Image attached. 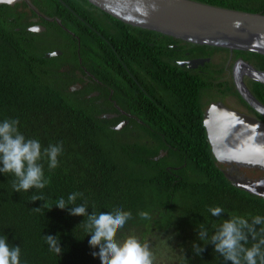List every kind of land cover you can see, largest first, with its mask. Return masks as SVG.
Segmentation results:
<instances>
[{
	"label": "trees",
	"instance_id": "1",
	"mask_svg": "<svg viewBox=\"0 0 264 264\" xmlns=\"http://www.w3.org/2000/svg\"><path fill=\"white\" fill-rule=\"evenodd\" d=\"M194 1L264 14V0ZM79 6V17H86L87 9ZM103 14L112 26L102 30H110L104 34L117 49L123 48L127 62H132L127 67L140 65L143 77L159 86L172 108L156 113L149 107L140 117L150 126L115 130L112 125L118 120H109L94 111L92 101L83 98L87 91L69 89L71 77L61 67L62 62L72 58L79 67L75 49L64 50L60 57H47L55 41L46 38V34L36 36L26 31L11 6L0 5V122L18 119L19 131L26 138L39 140L42 149L63 143L57 168L50 170L46 157L40 161L45 177L50 178L43 190L15 192V177L0 173V236L7 237L10 246L21 247V264H101L92 255L99 249L89 245L90 236L78 226L85 217L72 216L68 209L54 206L60 197L67 200L69 194L82 192L84 196L77 199V204L86 200L89 215L93 210L130 211L132 218L118 231L116 239L122 241L135 235L147 242L155 256L154 264H231L214 251V245L198 238V226L203 224L210 237L232 214L246 218L264 216V198L233 186L217 166L202 125L200 76L180 69L173 61L180 57L173 55L175 49L167 45L184 43L191 46L192 53L206 52L203 56L223 49L189 44ZM76 20L86 28L81 20ZM91 25L100 26L97 19ZM111 28L120 29L114 32ZM48 29H52V37L62 31L59 24ZM64 35L71 38L66 32ZM80 36L84 40L82 59L87 66L89 36ZM44 39L46 42L42 43ZM68 53L73 55L71 59ZM235 54L254 60L264 70V56ZM101 73L105 75L103 70ZM126 74L113 76L116 92L128 90L122 81ZM213 74L206 73L204 89L213 84ZM149 91L154 94V90ZM178 119L188 124L178 126ZM127 135L134 139H125ZM161 151L166 154L156 159ZM35 192L43 194L49 208L42 207L44 201H31ZM216 206L224 209L220 217H213L208 211ZM38 207L39 211L35 209ZM141 211L148 212L151 218L141 219ZM47 235L59 236L60 256L49 250L44 239ZM193 243L204 249L200 255L194 253Z\"/></svg>",
	"mask_w": 264,
	"mask_h": 264
},
{
	"label": "flooded vegetation",
	"instance_id": "2",
	"mask_svg": "<svg viewBox=\"0 0 264 264\" xmlns=\"http://www.w3.org/2000/svg\"><path fill=\"white\" fill-rule=\"evenodd\" d=\"M79 3L81 7L87 9L88 12L84 13L86 17H79L77 11ZM0 5L11 6L12 12L15 13L18 19L17 22L21 26L26 27V31L32 32L36 36L46 34L44 35L46 38L48 37L53 39L52 41H55V43L52 42L55 47L49 53L60 52V54L47 56L49 54L47 53V57H60L64 54V50L70 52V50L75 49L79 67L72 60L62 62L64 64L61 67V71L69 74L71 77L72 84L69 86V89L79 93L87 91L85 96L82 97L89 98L92 101L90 106L93 110L95 109L94 111L100 112V114L106 116L109 120H118L112 126H150L140 117L147 108L151 107L156 113L168 110L167 108H172L170 106V99L159 86L154 82H148L149 79L147 77H143L141 67L139 69L140 65L135 64L133 69L127 67V65H132V62H127L123 48L117 49L112 45L108 35L104 34L105 32L110 33V30H102V28L112 26L111 21L105 17L101 10L89 2L87 4L83 0H13L12 4ZM76 19L81 20L82 25L86 26V28L81 27ZM95 19L98 20L100 25L97 28L91 25V22L94 23ZM55 24H59L62 31L59 35L56 34L55 37H52V29L49 31L48 28L49 26L55 28ZM119 29L111 28L113 31ZM65 32L71 38L65 36ZM80 33H86L89 36L86 48L87 66L83 63L82 59V41L84 40H82L83 37L81 38ZM43 42H46V40ZM167 47L175 49L173 55L180 57L173 60L180 69L191 74L198 73L200 76L199 85H202L203 91L201 92L199 102L202 109L203 126H205V116L212 109V106H219L218 109L210 113L217 119L216 123L213 124L215 126H229V122L232 125L239 126L236 122L239 119L246 121V123L242 122V126H264V115L258 113L246 102L238 93L235 83L234 68L239 62L247 63L262 70L258 68L254 60H246L244 57H238L235 53L231 56L228 50H216L210 56H203L206 52L204 53L203 50H199L192 53L189 50L191 46H185L184 43L168 44ZM221 51L227 52L228 56L225 62L217 63L215 62L214 55ZM67 56L70 59L73 57L70 53ZM106 58L109 60H106ZM207 58H210V61H205L204 64H199L197 67L190 68L188 65L189 61ZM103 64L104 67H101ZM102 70L105 72V75L101 73ZM209 72H214L215 79L208 89H204L206 85V73ZM117 73L121 76L123 73L126 74L123 75L126 79H122V81L125 83V86L129 87L127 91L124 89L120 93L115 91L113 76L115 77ZM243 82L252 97L264 106V83L257 82L247 76L243 77ZM149 89L154 90V94H151ZM238 114H241L243 119H237ZM190 120L192 119H189V123ZM186 123L181 122L179 119L177 122L178 126H185ZM223 123L226 124L224 125ZM190 125L192 126L193 123ZM261 134L262 132L260 133V137L262 136ZM219 168L224 173L231 167L220 164ZM243 170L240 169L232 173L233 175L240 174ZM247 174L251 178L264 177V171L260 169L247 170Z\"/></svg>",
	"mask_w": 264,
	"mask_h": 264
},
{
	"label": "water",
	"instance_id": "3",
	"mask_svg": "<svg viewBox=\"0 0 264 264\" xmlns=\"http://www.w3.org/2000/svg\"><path fill=\"white\" fill-rule=\"evenodd\" d=\"M102 12L127 25L158 32L183 42L228 50L231 56L235 52H248L264 56V14L233 10L201 3L194 0H86ZM13 0H0V4H12ZM60 52L47 56L59 55ZM207 59L188 62L190 68L204 64ZM238 93L258 113L264 115V106L252 97L243 82L247 76L264 83V70L247 63L239 62L234 68ZM207 112L204 127L208 142L217 166L231 167L225 171L226 178L233 186L250 194L264 198V177L251 178L247 170L264 171V126H242L236 117L237 125L215 126L216 117ZM243 119V118H242ZM247 119V118H245ZM241 123V125H240ZM224 125L226 123H223ZM228 124V123H227ZM124 126H115L122 130ZM262 136L260 137V133ZM161 151L156 158L163 157ZM244 169L240 174L233 171Z\"/></svg>",
	"mask_w": 264,
	"mask_h": 264
},
{
	"label": "clouds",
	"instance_id": "4",
	"mask_svg": "<svg viewBox=\"0 0 264 264\" xmlns=\"http://www.w3.org/2000/svg\"><path fill=\"white\" fill-rule=\"evenodd\" d=\"M19 123L18 119H5L0 122V173L15 177L12 184L15 192H28L33 188L43 190L50 184V178L45 177L40 161L46 157L48 168H57L63 143L49 144L42 149L39 140L26 138L19 131ZM83 196L82 192H73L68 195L67 200L60 197L54 206L62 210L68 209L72 216L85 217L78 226H82L90 236L89 245L99 249L92 255L98 257L101 264H154L155 256L147 242H141L135 235H129L122 241L116 239L118 231L132 218L130 211L120 208L111 212L93 210L89 215L86 200L77 204V199ZM31 201H44L42 207L49 208L43 194L35 192ZM40 208L35 209L39 211ZM208 211L213 217H220L224 213V209L219 206L210 207ZM139 216L145 220L151 218L146 211H141ZM198 227V238L204 244L214 245V251L222 256L224 261H230L231 264H264V216L246 218L232 214L214 229L210 237L203 224ZM44 239L49 245V250L60 256L62 248L59 236L47 235ZM193 250L196 255L204 251L196 243H193ZM20 257L21 247L10 246L7 237L0 236V264H21Z\"/></svg>",
	"mask_w": 264,
	"mask_h": 264
},
{
	"label": "rangeland",
	"instance_id": "5",
	"mask_svg": "<svg viewBox=\"0 0 264 264\" xmlns=\"http://www.w3.org/2000/svg\"><path fill=\"white\" fill-rule=\"evenodd\" d=\"M227 56H228V53L227 52H224V51H221V52H217L215 55H214V59H215V62H217V63H220V62H222V61H224L225 62V59L227 58ZM78 59V58H77ZM77 60H73V58H72V62H76ZM126 126H124V128H125ZM123 128V129H124ZM122 129V130H123ZM121 131V130H120ZM118 137H120V136H118ZM124 138L125 139H130V140H133L134 139V137L133 136H131V135H127V137L126 136H124Z\"/></svg>",
	"mask_w": 264,
	"mask_h": 264
}]
</instances>
